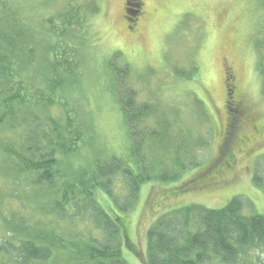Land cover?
<instances>
[{
  "label": "rangeland",
  "instance_id": "obj_1",
  "mask_svg": "<svg viewBox=\"0 0 264 264\" xmlns=\"http://www.w3.org/2000/svg\"><path fill=\"white\" fill-rule=\"evenodd\" d=\"M12 4L22 16L18 18L42 34L40 24L45 19L61 16L72 6L88 23L89 40L82 36L78 52L81 77L68 96L89 128L90 144L84 143L76 156L62 159L63 171L90 166L96 159L128 158L131 140L120 104L127 92L148 111L135 129L137 135L147 137L140 154L146 153L149 162L165 165L156 146L148 145V134H167L163 162L170 164L180 152L176 147L179 133L185 132L183 125L186 135L197 136L193 168L181 171L186 163L180 160L176 180L143 184L129 211L119 213L105 193H96L98 204L118 218L127 264H146L147 231L173 210L189 205L219 210L238 197L245 216H264V0H137L139 11L130 12L131 16L125 9L134 6H128L127 0H14ZM225 70L232 78L229 96H225ZM227 100L239 105V112L232 114L236 137L225 145L229 154L217 165ZM230 153L233 163L226 167ZM27 194L24 184L12 193L0 180V238L7 233L2 221L12 220L10 212L18 213L17 199L26 211L40 212L44 202ZM125 194L124 189L114 191L118 206L124 204ZM59 227L82 231L91 224L88 215H82L79 222L72 225L66 220ZM64 254L59 251L46 264H66Z\"/></svg>",
  "mask_w": 264,
  "mask_h": 264
},
{
  "label": "trees",
  "instance_id": "obj_2",
  "mask_svg": "<svg viewBox=\"0 0 264 264\" xmlns=\"http://www.w3.org/2000/svg\"><path fill=\"white\" fill-rule=\"evenodd\" d=\"M12 1L0 0V180L12 193L24 184L30 191L28 198L44 204L40 212L26 211L24 202L17 199L18 213L10 212L12 220L2 221L7 233L0 238V264L52 263L59 251L65 253L66 264H127L122 258L118 218L98 204L96 193H105L119 213L129 211L143 184L176 180L180 160L186 163L181 171L193 168L197 136L186 135L183 125L185 132L179 133L176 147L180 152L170 164L163 162L167 134H148V145L156 146L165 165L149 162L146 153L140 154L147 137L137 135L135 129L148 111L127 92L120 104L131 140L128 158L96 159L90 166L63 171L61 160L76 156L84 143L90 144L89 128L68 96L81 77L78 52L82 36L89 40L88 23L72 6L61 16L45 19L40 24L42 34L18 18L22 16ZM127 5L134 10L125 9L126 15L136 13L137 0H127ZM228 154L225 146L217 165ZM255 183L260 187L257 176ZM120 189L126 194L124 204L118 206L113 193ZM48 214L54 218L47 220ZM82 215H88L90 228L59 227L66 220L72 225L79 222ZM261 253L264 216H245L238 197L219 210L198 205L173 210L159 217L146 235V264H264Z\"/></svg>",
  "mask_w": 264,
  "mask_h": 264
},
{
  "label": "flooded vegetation",
  "instance_id": "obj_3",
  "mask_svg": "<svg viewBox=\"0 0 264 264\" xmlns=\"http://www.w3.org/2000/svg\"><path fill=\"white\" fill-rule=\"evenodd\" d=\"M139 11V8L137 9ZM137 10H136V13H137ZM141 10V9H140ZM137 26V25H136ZM226 72L225 70V96H229V92L230 89L228 87H231V76L230 74ZM227 83V84H226ZM234 89H233V93L236 94V87L235 86H232ZM226 92H228L226 94ZM238 104L233 102V101H229L227 100L226 102V105H225V110H226V115H227V123L225 125V130H224V137H223V141H222V145L221 146V151L223 153V148L225 145L229 146V144L234 140V138L236 137V133L234 131V125H235V117L232 116V109H236L237 112L235 113H238L239 112V105L237 106ZM231 107H235V108H231ZM230 158H228L227 162L226 163V167H229L228 163H233V156L229 155Z\"/></svg>",
  "mask_w": 264,
  "mask_h": 264
}]
</instances>
